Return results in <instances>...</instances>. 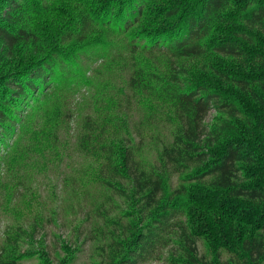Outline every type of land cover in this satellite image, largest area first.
<instances>
[{"label": "trees", "instance_id": "obj_1", "mask_svg": "<svg viewBox=\"0 0 264 264\" xmlns=\"http://www.w3.org/2000/svg\"><path fill=\"white\" fill-rule=\"evenodd\" d=\"M160 1L0 0L2 56L18 46L38 48L20 74L0 81V135L19 123L36 96L70 91L62 78L89 73L80 81L81 103L73 106L63 92L40 121L24 125L23 145L6 152L12 181L0 185V197L14 215V202L23 197L17 193L20 174L59 168L75 146L91 160L79 186L94 184L106 192L85 213H110L116 198L128 207L120 213H133L107 241L105 264H142L165 251L169 264H264V0L237 5L231 34L220 40L206 41L230 21L237 0L168 5L160 16L179 21L131 37L147 6ZM87 46L94 50L71 53ZM209 52L240 64L238 70L212 65L228 93L192 84L184 75L186 61ZM98 58L104 64L94 67ZM211 111L220 115L214 123L206 121ZM72 124L74 145L71 136L67 146L58 139L73 132ZM196 190L209 191L216 205L224 198L219 206L236 222L229 234L234 247L209 241L213 224L201 226L203 217L193 221L184 200ZM4 236V244L20 240ZM91 238L90 232L85 240ZM0 264H17V256L0 247Z\"/></svg>", "mask_w": 264, "mask_h": 264}, {"label": "rangeland", "instance_id": "obj_2", "mask_svg": "<svg viewBox=\"0 0 264 264\" xmlns=\"http://www.w3.org/2000/svg\"><path fill=\"white\" fill-rule=\"evenodd\" d=\"M95 1L99 2L101 0ZM196 1L162 0L148 5L142 20L131 30L130 36L147 35L168 28L179 19L161 17L160 11L163 8L172 4H195ZM242 1L237 0L239 4L236 3L229 10L230 21L218 25L206 41L212 42L229 37L231 34L230 29L234 25V17L237 14L236 7L241 5ZM92 7H96V5L93 4ZM41 31H43L41 32V38H43L45 29ZM42 45L41 41L39 47H42ZM91 47L87 46L82 50H75L71 53L75 55L89 49L94 50ZM73 48L77 49L78 47L74 46ZM36 50L38 48L18 46L12 54L5 56H2L0 50V81L10 73L20 74L30 62L38 57ZM103 64V60L98 58L93 66H103ZM212 65L219 68L240 69L238 68L240 64L233 59L209 52L201 59L186 61L184 75L192 84L203 83L209 88H223L228 93L230 91L227 90L228 87L219 86ZM102 66L101 68H103ZM78 74V78H62L65 79L63 82L70 84V91L67 88H61L54 92L52 96H36L34 102L29 101L28 107L23 108L22 114L18 115L21 117L19 123H15L7 133L0 135V185L12 181L11 176L6 174L4 164L6 152L16 150L23 145L25 141L24 125L27 123L25 128L28 129L36 120L40 121L43 118L44 109L47 110L51 107L56 97L62 98L63 92H69L62 99L65 98L70 101L73 106L81 103L85 87L80 81H82L84 75L88 76L89 73L80 70ZM245 114L246 117H251L252 112L245 111ZM218 117H220L218 113L211 111L206 121L214 123ZM71 129H73V132H70V134L61 133L58 141L67 145L72 136V145H74L73 135L76 126L72 124ZM73 147V156L71 149V153L68 151L71 158H63V164L59 168L54 165L48 168L47 172L27 168L23 174H20L21 178L17 182L19 187L17 193L23 197L14 202V215L8 214L5 200L0 197V247L4 248L7 254L17 256V264H105L104 257L108 252L107 241L112 239L114 233L117 235V230L121 225L119 223H127L131 217L128 215H133V213H120V211H128L126 202L120 198H116L110 213H85L93 201H102V197L106 192L94 184L87 185L88 189L86 185L84 187L79 186V184L83 185L79 177L86 167H91L88 166L91 165V160L78 155L75 146ZM66 162L67 164H65ZM92 166H95V164ZM67 176L71 177V180L68 181ZM83 189H85V197L82 196ZM87 194L91 196L86 201ZM82 197H84L83 200H81ZM221 200L223 201L224 198H220L218 202L220 203ZM184 201L189 207L190 213L194 215V222H200L203 217L201 226L213 224L211 232L214 238H208L209 241L223 242L229 247H234V242H231L232 237L229 238V234H233L232 231L236 222L227 215L229 212L226 206L221 208L219 203L216 205V198L209 191H193ZM79 202L81 204L78 206ZM242 209H244V206H242ZM34 224L36 225L35 229ZM17 228L22 229L18 235L10 234L7 237V233H11ZM198 228L205 231L208 236L205 228H201L200 225ZM90 232L93 233V238L85 240L86 235ZM4 235L10 242L18 238L20 240L14 246L9 242L4 244ZM204 240L207 242L206 239ZM167 257V251H165L160 259L149 260L142 264H169Z\"/></svg>", "mask_w": 264, "mask_h": 264}]
</instances>
